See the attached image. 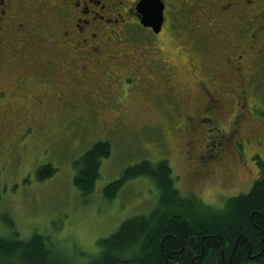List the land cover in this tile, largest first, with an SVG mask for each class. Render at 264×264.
I'll return each instance as SVG.
<instances>
[{"label":"rangeland","instance_id":"obj_1","mask_svg":"<svg viewBox=\"0 0 264 264\" xmlns=\"http://www.w3.org/2000/svg\"><path fill=\"white\" fill-rule=\"evenodd\" d=\"M124 6L118 5V11L123 13ZM123 24L114 28L115 35L107 34L105 47L110 48L103 55H111L112 60L88 64L87 72L98 83L99 103L86 112L71 100L61 112L63 93L80 88L72 78V74H81L80 67L79 71L73 68L77 53L72 54L75 61L66 54L65 76L46 85L48 107L13 115L14 133L8 132V140L0 144V213L11 218L19 239L27 240L33 233L46 237L51 259L58 264H86L97 252L98 239L113 234L125 219L148 214L156 207L158 192L144 177L128 181L113 200L102 198L103 187L124 169L143 160H166L181 196L196 197L221 209L227 198L249 192L259 176L255 158L264 161L263 65L247 64L243 70L246 107L239 136L248 141L238 152L230 147L221 162L203 166L190 159L207 158L201 153L207 138L228 131L235 107L226 102L208 130L196 122L191 128L188 117L202 101L197 81L206 69L200 71L192 47L180 41L181 35L175 32L180 26H167L156 36L135 24L132 17L124 16ZM214 69L217 75L223 72L221 64ZM114 75L119 82L112 79ZM166 77L176 89L177 101L174 95L163 94ZM142 84L155 88L148 94ZM190 135L197 143L189 153ZM99 141L108 142L110 153L102 159L93 192L84 202L72 183V162ZM41 165H50L54 173L38 181L35 171ZM8 231L0 223V236Z\"/></svg>","mask_w":264,"mask_h":264},{"label":"flooded vegetation","instance_id":"obj_2","mask_svg":"<svg viewBox=\"0 0 264 264\" xmlns=\"http://www.w3.org/2000/svg\"><path fill=\"white\" fill-rule=\"evenodd\" d=\"M138 2L139 0H0V144L8 140V132L12 135L14 133L13 125L16 123L13 115L48 107L46 85L51 79L65 76L66 54L74 60L72 54L77 53L78 59L73 63V68L79 71L80 67L81 74H72L75 76L72 78L75 86L80 88H69L63 93L61 112L71 100L78 102L80 109L86 112L100 102L95 90L98 83L87 72L88 64L112 60L111 55H103L110 48L105 47L109 39L107 34L115 35L114 28L118 24L124 25V16L132 17L135 24H140L136 11ZM160 2L163 5V22L155 35L161 34L167 26H180V30L175 31L181 35L180 41L189 43L192 47L198 57L200 71L206 69L197 81L202 101L196 103L193 116L188 117L192 123L191 128L196 122V126H205L208 130L210 123L217 122L214 114L221 111L226 102L235 107L228 131L207 138V145L201 150L207 158L204 160L198 155L190 159L203 166L213 161L221 162L230 147L238 152L242 144L248 141L239 136V128L244 122L243 110L246 107L243 70L244 66L248 68L247 64L264 66V0ZM122 3L125 5L123 13L118 11V5ZM141 27L147 32L152 31L148 27ZM117 35L120 37L122 34ZM102 55L107 59L103 60ZM215 64L222 66L223 72L218 75L215 73ZM208 65L210 68H207ZM157 66L159 69L163 67L161 64ZM166 67L164 70H167ZM169 78L164 79L163 94L173 96L176 89L173 84L168 85ZM112 79L119 82L116 75ZM150 88L155 87L141 85L142 91H147L148 94ZM174 99L177 101L175 95ZM173 106L167 107L165 111L168 113ZM210 114L214 117L206 116ZM214 130L219 132L215 127ZM189 137L186 146L190 153L197 139L193 135Z\"/></svg>","mask_w":264,"mask_h":264},{"label":"trees","instance_id":"obj_3","mask_svg":"<svg viewBox=\"0 0 264 264\" xmlns=\"http://www.w3.org/2000/svg\"><path fill=\"white\" fill-rule=\"evenodd\" d=\"M109 153L108 142L99 141L72 162V183L84 202ZM255 160L259 176L249 192L227 198L221 209L181 196L166 160H143L124 169L103 187L102 198L111 201L128 181L144 177L158 192L157 205L98 239L97 252L86 264H264V161ZM53 173L50 165H41L35 178L43 181ZM0 223L9 230L0 236V264H58L51 259L46 237L33 233L19 239L6 213H0Z\"/></svg>","mask_w":264,"mask_h":264},{"label":"water","instance_id":"obj_4","mask_svg":"<svg viewBox=\"0 0 264 264\" xmlns=\"http://www.w3.org/2000/svg\"><path fill=\"white\" fill-rule=\"evenodd\" d=\"M163 5L160 0H139L136 5L137 17L143 27L158 33L163 22Z\"/></svg>","mask_w":264,"mask_h":264}]
</instances>
